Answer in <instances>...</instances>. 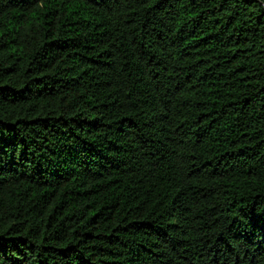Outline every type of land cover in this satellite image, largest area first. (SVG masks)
Here are the masks:
<instances>
[{"label":"trees","instance_id":"obj_1","mask_svg":"<svg viewBox=\"0 0 264 264\" xmlns=\"http://www.w3.org/2000/svg\"><path fill=\"white\" fill-rule=\"evenodd\" d=\"M0 264H264V0H0Z\"/></svg>","mask_w":264,"mask_h":264}]
</instances>
